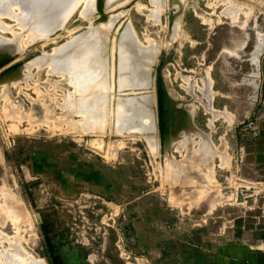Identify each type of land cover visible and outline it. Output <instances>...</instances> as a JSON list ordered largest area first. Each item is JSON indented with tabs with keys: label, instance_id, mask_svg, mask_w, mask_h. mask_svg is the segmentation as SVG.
Returning <instances> with one entry per match:
<instances>
[{
	"label": "rangeland",
	"instance_id": "374dc122",
	"mask_svg": "<svg viewBox=\"0 0 264 264\" xmlns=\"http://www.w3.org/2000/svg\"><path fill=\"white\" fill-rule=\"evenodd\" d=\"M77 1L0 0V264H264V0Z\"/></svg>",
	"mask_w": 264,
	"mask_h": 264
},
{
	"label": "bare ground",
	"instance_id": "6f19581e",
	"mask_svg": "<svg viewBox=\"0 0 264 264\" xmlns=\"http://www.w3.org/2000/svg\"><path fill=\"white\" fill-rule=\"evenodd\" d=\"M27 1L30 2L31 0H24V2L28 3ZM57 1L62 2V3H63L64 5H66L67 7L70 6L73 2H75V0H57ZM76 1H77V0H76ZM80 1H81V0H80ZM85 1H86V0H85ZM85 1H84V2H85ZM88 1H92V0H88ZM88 1H87V4L89 3ZM95 1H96V0H95ZM107 1L109 2V1H111V0H107ZM115 1H117L118 4H120V3H119L120 1H118V0H115ZM121 1H123V0H121ZM128 1H131V0H128ZM156 1H157V0H156ZM158 1H159V0H158ZM169 1H170V0H169ZM169 1L167 0V3H170V2H171V1H170V2H169ZM178 1H179V0H178ZM77 2H78V1H77ZM92 2H93V1H92ZM92 2H90V3H92ZM111 2H112V1H111ZM152 2H154V1H152ZM162 2H163V0H160V4H161ZM179 2H180V1H179ZM95 3H96V2H95ZM104 3L106 4V1H105ZM124 3H125V1H124ZM124 3H123V4H124ZM156 3H157V2H156ZM172 3H173V2H172ZM74 4H75V3H74ZM78 4H79V2H78ZM87 4L85 3V6H86ZM93 4H94V3H93ZM93 4H92V5H93ZM98 4H99V2H98ZM110 4H111V3H110ZM112 4H113V3H112ZM112 4L110 5L111 7H112ZM180 4H181V2H180ZM76 5H77V4H76ZM83 5H84V4H83ZM113 5H114V4H113ZM115 5H117V4H115ZM125 5H128V3L125 4ZM161 5H163V4H161ZM165 5H167V7H168V4H165ZM173 5H174V3H173ZM195 5H196V4H195ZM104 6L107 7L108 5L106 4V5H104ZM104 6H103V7H104ZM157 6H158V5H157ZM157 6H156V7H157ZM159 6H160V5H159ZM170 6H171V5H170ZM16 7H17V6H16ZM16 7H15V8H16ZM82 7H83V6H82ZM88 7H91V8H92V6H91L90 4L88 5ZM95 7H96V6H95ZM99 7H100V6H99ZM105 7H104V8H105ZM113 7H115V6H113ZM162 7H163V6H162ZM175 7H176V6H175ZM10 8H11V7H10ZM85 8H86V7H85ZM85 8H84V9H85ZM91 8H90V10L92 11ZM93 8H94V7H93ZM126 8H127V7H126ZM126 8H124V9L126 10ZM158 8H159V7H158ZM179 8H180V7H179ZM12 9H13V8H12ZM108 9H109V8H108ZM115 9H116V8H115ZM115 9H114V10H115ZM120 9H122V10H121V13H122V14L125 13V12L127 11V10H126V11L123 10V7L120 8ZM18 10H20V9H18ZM82 10H83V9H82ZM94 10H95V9H94ZM110 10H111V9H110ZM110 10H109V11H110ZM114 10L112 9L111 11H114ZM116 10H117V9H116ZM158 10H159V9H158ZM162 10H163V9H162ZM9 11H10V10H9ZM12 11H13V10H12ZM12 11H11V12H12ZM72 11H73V10H72ZM91 11H89V13H90ZM96 11H97V14H96V15H98V14H99V13H98V9H97ZM96 11H95V12H96ZM103 11H104V10H103ZM107 11H108V10H107ZM111 11H110V12H111ZM124 11H125V12H124ZM146 11H147V10H146ZM1 12H3V11H1ZM114 12H115V11H114ZM114 12H111V13H113L112 15H111L110 13H109L110 15L107 13V14L109 15V16H107L108 20H110V19L112 18V21H115V20H113V17H114L113 15L115 14ZM116 12H119V10L116 11ZM147 12H148V11H147ZM155 12H158V11H155ZM19 13H20V12H19ZM71 13H72V12H71ZM82 13H83V12L81 11V14H82ZM89 13L87 12V14H89ZM93 13H94V12H92V13L89 14L90 17H91V15H92V17H93ZM148 13H149V12H148ZM198 13H199V11H198ZM200 13H201V12H200ZM17 14H18V13H17ZM94 14H95V13H94ZM104 14H105V13L103 12V14H102V15L100 14V16H102V18H103ZM116 14H117V13H116ZM119 14H120V13H119ZM127 14H128V13H127ZM127 14H126V15H127ZM153 14H154V12H153ZM153 14H152V15H153ZM158 14H159V13H158ZM182 14H183V13H182ZM18 15L20 16V14H18ZM84 15L86 16V14H84ZM96 15H95V16H96ZM126 15H122L121 17H124V16H126ZM85 16H84V17H85ZM95 16H94V17H95ZM110 16H113V17H110ZM127 16H128V15H127ZM177 16H178V15H177ZM88 17H89V16H88ZM115 17H116V16H115ZM119 17H120V16H119ZM66 18H67V17H66ZM99 18H101V17H97V18H95V19H99ZM109 18H110V19H109ZM117 18H118V17H117ZM124 18H125V17H124ZM126 18H127V17H126ZM126 18H125V19H126ZM95 19L93 18L94 21H95ZM119 19H121V18H119ZM125 19H124V20H125ZM128 19H129V16H128ZM179 19H180V18H179ZM108 20H107V21H108ZM116 20H117V19H116ZM122 20H123V19H122ZM107 21H105V22H107ZM112 21H111V22H112ZM125 21H126V20H125ZM127 21H128V20H127ZM178 21H180V20H178ZM19 22H20V21H19ZM21 22H23V21H21ZM63 22H64V21H63ZM63 22H62V23H63ZM95 22H96V25L99 24V27L97 26L96 29H95V28L92 29L91 26L93 25V23H91V26H90V27H91V29H92V31H91L92 33H90V31H88V32H89L90 34H92V37H91L90 39L93 38L95 41H97L96 43H99V47H100V48H99V47H98V48L101 49V51H102L103 48H101V46H104V44H105L106 42L109 43V41H111V40H109L111 37H110V31H109V29H108V28H110V27H108L109 24L107 25V23H109V22H107V23L103 22V23L106 24V25L104 24L103 27H105V26L108 27L107 30H106V29L104 30L103 28L100 27V25H101L100 23H102V21H98L99 23H98L97 21H95ZM62 23H61V24H62ZM114 23H116V22H114ZM120 23H121V25H122V22H120ZM123 23H124V21H123ZM129 23H130V21H129ZM172 23H173V20H172ZM179 23H181V22H179ZM126 24H127V23H126ZM177 24H178V23H177ZM29 25H32V23L29 24ZM102 25H103V24H102ZM112 25H113V24H112ZM124 25H125V23H124ZM128 25H129V24H128ZM19 26H20V25H19ZM22 26H24V25H22ZM35 26H36V25H35ZM35 26H34V27H35ZM40 26H41V25H40ZM60 26H61V25H60ZM60 26L58 25L57 27H60ZM94 26H95V25H93V27H94ZM109 26H110V25H109ZM113 26H115V25H113ZM113 26H112L111 29H114ZM117 26H119V25L117 24ZM122 26H123V25H122ZM179 26H180V25H179ZM28 27H29V26H28ZM37 27H38V25H37ZM37 27H36V29H37ZM90 27H89L88 29H90ZM106 27H105V28H106ZM120 27H121V26H120ZM125 27H126V26H125ZM131 27H132V26H131ZM131 27H130V28H131ZM21 28H23V27H21ZM24 28H25V27H24ZM26 28H27V27H26ZM40 28H41V27H40ZM71 28H73V27H71ZM127 28H128V27H127ZM127 28H126V29H127ZM36 29H35V30H36ZM91 29H90V30H91ZM111 29H110V30H111ZM115 29H116V28H115ZM118 29H119V27H118ZM120 29H121V28H120ZM26 30H28V29H26ZM26 30H25V31H26ZM29 30L32 31V29H30V27H29ZM29 30H28V32H29ZM48 30H49V28H48ZM53 30H55V29H53ZM53 30H52V31H53ZM83 30H84V29H83ZM93 30H95V32H93ZM128 30H129V29H128ZM128 30H127L125 33H127ZM42 31H44V30H42ZM57 31H58V30H57ZM75 31H76V30H75ZM80 31H81V30H80ZM86 31H87V30H86ZM132 31H133V30H132ZM26 32H27V31H26ZM38 32H39V31H38ZM40 32H41V31H40ZM78 32H79V31H78ZM78 32H75V33H78ZM88 32H86V37H87V39H88V36H87V35H89V34H87ZM112 32H113V31H111V33H112ZM114 32H115V31H114ZM119 32L121 33V31H119ZM24 33H25V32H24ZM52 33H53V32H52ZM52 33H51V35H52ZM73 33H74V32H73ZM81 33H82V32H81ZM116 33H117V32H115L114 35H115ZM125 33L122 32V34H125ZM129 33H130V30H129ZM134 33H135V32H134ZM36 34H37V33H36ZM40 34H41V33H39V35H40ZM48 34H49V33H48ZM54 34H55V33H54ZM56 34H58V33H56ZM60 34H61V33H60ZM130 34H131V33H130ZM180 34H181V33H180ZM22 35H23V33H22ZM22 35H19V36H22ZM39 35H38V36H39ZM49 35H50V34H49ZM49 35H48V36H49ZM51 35H50V36H51ZM73 35H74V34H72V36H73ZM82 35H83V34H82ZM82 35H81V36H82ZM114 35H113V37H114ZM116 35H117V34H116ZM0 36H1V35H0ZM19 36H18V37H19ZM36 36H37V35H36ZM38 36H37V37H38ZM40 36H41V35H40ZM40 36H39V39H41ZM50 36H49V37H50ZM52 36L54 37V35H52ZM55 36L57 37V35H55ZM118 36L120 37V35H118ZM118 36H117V37H118ZM134 36H135V35H134ZM138 36H139V35H138ZM1 37H2V36H1ZM33 37H34V36H33ZM43 37H44V36H43ZM45 37H46V39L49 38V37L47 38L46 35H45ZM83 37H85V35H84ZM83 37H82V38H83ZM86 37H85V38H86ZM89 37H90V36H89ZM117 37H116V38H117ZM128 37H129V36H128ZM4 38H5V37H4ZM19 38H20V37H19ZM27 38L29 39V37H27ZM54 38H55V37H54ZM74 38H75V37H73V39H74ZM78 38H79V36H78ZM82 38H81V39H82ZM120 38H121V37H120ZM130 38H131V37H130ZM0 39H1V38H0ZM10 39L13 41L12 38H10ZM15 39H16V38H15ZM23 39H24V38H23ZM31 39H32V38H31ZM51 39H52V37H51ZM81 39H80V40H81ZM136 39H137V37H136ZM136 39H135V40H136ZM5 40H7V39H4V41H5ZM11 40H9V41H11ZM17 40H18V39H17ZM33 40H34V39H32V42H33ZM35 40H36V38H35ZM80 40H79V41H80ZM108 40H109V41H108ZM115 40H117V39H115ZM118 40H119V38H118ZM135 40H134V41H135ZM167 40H169V39H167ZM1 41H2V40H1ZM1 41H0V42H1ZM12 41H11V42H12ZM18 41H19V40H18ZM75 41H77V40H75ZM79 41H78V42H79ZM95 41H94V42H95ZM125 41H126V40H125ZM138 41H139V40H138ZM2 42H3V41H2ZM22 42H23V41H22ZM27 42H28V41H27ZM45 42H46V41H45ZM59 42H60V41H59ZM63 42H64V41H63ZM69 42H70V40H69ZM71 42H72V40H71ZM78 42H77V43H78ZM111 42H112V41H111ZM111 42H110V43H111ZM118 42H119V41H118ZM123 42H124V41H123ZM123 42H122V44H123ZM126 42H127V41H126ZM6 43H7V42H6ZM8 43H9V42H8ZM15 43H16V41H14V44H15ZM24 43H25V42H24ZM39 43H40V42H39ZM52 43H53V42H52ZM52 43H51V45H52ZM65 43H66V42H65ZM65 43H64V44H65ZM96 43H95V44H96ZM113 43H114V42H113ZM113 43H112V44H113ZM129 43H130V42H129ZM137 43H138V42H137ZM159 43H160V42H159ZM261 43H262V42H261ZM2 44H3V43H2ZM2 44H1V45H2ZM26 44H27V43H26ZM69 44H70V43H69ZM78 44H79V43H78ZM78 44L75 43L76 46H77ZM84 44H85V43H84ZM88 44H90V43H88ZM92 44H93V43H92V40H91V45H92ZM95 44H94V45H95ZM112 44H111V45H112ZM132 44H133V43H132ZM135 44H136V43H135ZM12 45H13V44H12ZM30 45H31V43H30ZM30 45H29V46H30ZM47 45H48V43H47ZM47 45H46V46H47ZM61 45L63 46V44H60V43H59L60 48L62 47ZM65 45H66V44H65ZM113 45H115V44H113ZM124 45H125V44H124ZM133 45H134V44H133ZM17 46H18V44H17ZM55 46H56V45H55ZM70 46H71V45H70ZM70 46H69V47H70ZM80 46H81V45H80ZM108 46H109V45H108ZM120 46H121V43H120ZM134 46H135V45H134ZM20 47H21V46H20ZM53 47H54V46H53ZM72 47L74 48L75 46H71L70 48H72ZM85 47H86V45H85ZM87 47H88V46H87ZM87 47H86V48H87ZM90 47H91V46H90ZM114 47H115V46H112L111 49H112V48L114 49ZM130 47H131V46H130ZM141 47H142L141 49H143V48L145 47V45H144V46H141ZM25 48H28V47L25 46L24 49H25ZM58 48H59V47H58ZM63 48H64V47H63ZM108 48L110 49V46L107 47L106 49H108ZM139 48H140V46H139ZM147 48H148V47H147ZM155 48H156V47H155ZM14 49H15V47H14ZM53 49H55V48H53ZM65 49H66V48H65ZM67 49H68V47H67ZM78 49H80V48L78 47ZM115 49H116V48H115ZM115 49H114V50H115ZM121 49H122V48H121ZM130 49H131V48H130ZM134 49H135V48H134ZM137 49H138V48H137ZM20 50H22V48H21ZM45 50H46V49H45ZM86 50H87V49H86ZM95 50H96V49H95ZM114 50H113V52H114ZM119 50H120V48H119ZM119 50H117V51H119ZM128 50H129V49H128ZM143 50L145 51V49H143ZM143 50H142V52H143ZM146 50H148V49H146ZM156 50H157V49H156ZM156 50H155V51H156ZM5 51H6V50H4L2 47H0V59L4 57V54L6 53ZM17 51H18V50H17ZM22 51H24V50H22ZM57 51L59 52L58 49H57ZM57 51H56V54H55V55L62 54V53H60L61 51L59 52V54H57V53H58ZM115 51H116V50H115ZM152 51H153V50H152ZM64 52H65V50H64ZM68 52H70V51L68 50ZM75 52H76V50H75ZM81 52H84V51H81ZM85 52H89V51H85ZM93 52H94V51H93ZM93 52H92V53H89V54H93ZM96 52H97V51H96ZM98 52H99V51H98ZM106 52H108V50H107ZM106 52H103V53H106ZM109 52H110V51H109ZM109 52L106 53V54L108 55ZM120 52H121V51H120ZM157 52H158V51H157ZM18 53L20 54V52H18ZM44 53H45V51H44ZM54 53H55V51L52 52V53H50V54H52V57H53V58H55V57H54V56H55ZM71 53H72V52H71ZM115 53H116V52H114V56H112L114 59H115V57H116ZM118 53H119V52H118ZM122 53H123V52H122ZM131 53H132V52H131ZM145 53H146V51H145ZM149 53H150V52H149ZM158 53H159V52H158ZM63 54H64V53H63ZM63 54H62L61 56H63ZM69 54H70V53H69ZM76 54L78 55V52H77ZM79 54H80V53H79ZM84 54H85V53H84ZM89 54H88V55H89ZM111 54H112V53H111ZM124 54H126V53H124ZM134 54H135V53H134ZM141 54H143V53H141ZM141 54H139V55H141ZM153 54H154V53H153ZM41 55H42V54H41ZM41 55H40V56H41ZM77 55H76V56H77ZM81 55H82V54H81ZM93 55H95V54H93ZM99 55H102L101 52L99 53ZM104 55H105V54H104ZM122 55H123V54H122ZM122 55H121V56H122ZM135 55H136V54H135ZM135 55H134V56H135ZM143 55H144V54H143ZM145 55H146V54H145ZM145 55L143 56L144 58H145ZM147 55H149V54H147ZM150 55L152 56V52H151ZM150 55H149V57H151ZM44 56H45V59H48V58L46 57V54H44ZM44 56H43V57H44ZM47 56H49V54H48ZM69 56H71V55H69ZM69 56H68V57H69ZM74 56H75V55H74ZM85 56H86V54H85ZM108 56H111V55L109 54ZM108 56H107L106 58H108ZM117 56H118V55H117ZM119 56H120V54H119ZM128 56H129V55H128ZM154 56H155V54H154ZM156 56H157V55H156ZM16 57H17V55H16ZM43 57H42V58H43ZM50 57H51V56H50ZM81 57H82V56H81ZM91 57H92V56H91ZM100 57H103V56H100ZM112 57H111V58H112ZM124 57H125V55H124ZM141 57H142V56H141ZM141 57H139V59H140ZM149 57H147V59L145 58V60L148 61V60L150 59ZM14 58H15V57H14ZM14 58H13V59H14ZM36 58H38V57H36ZM57 58H58V57H57ZM62 58H64V57H62ZM62 58H61V59H62ZM66 58H67V57H66ZM76 58H77V57H76ZM118 58H119V57H118ZM118 58H117V59H118ZM129 58H130V57H129ZM144 58H143V59H144ZM148 58H149V59H148ZM151 58H152V57H151ZM153 58H154V57H153ZM40 59H41V58H40ZM49 59H52V58H49ZM67 59H68V58H67ZM82 59H83V58H82ZM88 59H89V58H88ZM92 59H93V58H92ZM108 59H109V58H108ZM114 59H113V60H114ZM119 59H120V58H119ZM121 59H122V57H121ZM127 59H128V58H127ZM131 59H132V58H131ZM156 59H157V57H156ZM156 59H155V60H156ZM17 60H18V59H17ZM32 60H33V59H32ZM32 60H31V62L33 63L34 61H32ZM34 60H35V59H34ZM37 60H38V64H39V59H37ZM52 60H53V59H52ZM54 60H55V59H54ZM59 60H60V59H59ZM59 60H58V61H59ZM73 60H74V59H73ZM83 60H84V59H83ZM83 60H81V62H82ZM89 60H91V59H89ZM109 60H110V59H109ZM109 60H108V62H109ZM111 60H112V59H111ZM113 60H112V62L115 63V65H116V64H117V63L115 62L116 60H115V61H113ZM152 60H153V59H152ZM12 61H13V60H12ZM15 61H16V60H15ZM56 61H57V60H56ZM56 61H54V62H56ZM66 61H67V60H66ZM69 61H70V60H69ZM84 61H85V60H84ZM122 61H124V59H123ZM126 61H127V60H126ZM142 61H143V60H142ZM142 61H141V63H142ZM10 62H11V61H10ZM10 62H8L7 64H9ZM42 62H43V60H42ZM44 62H47V61L44 60ZM64 62H65V61H64ZM76 62H77V61H76ZM89 62H90V61H89ZM89 62L87 63V61H86V62H84V64H88V65H89ZM91 62H93V60H92ZM108 62L106 61V64H107ZM117 62H118V60H117ZM133 62H134V61H133ZM138 62H139V60H138ZM151 62H152V61H149V63H151ZM156 62H157V61H156ZM28 63H29V62H28ZM49 63H51V62L49 61ZM56 63H57V62H56ZM62 63H63V62H61L60 64L62 65ZM66 63H67V62H66ZM74 63H75V61H74ZM110 63H111V62H109V65H110ZM131 63H132V62H131ZM131 63H130V64H131ZM135 63H136V62H135ZM10 64H11V63H10ZM10 64H9V65H10ZM15 64L18 65V62L15 63ZM15 64H14V65H15ZM19 64H20V63H19ZM23 64H24V63H23ZM41 64H42V63L40 62V65H39V66H41ZM45 64H46V66H47L48 63H45ZM58 64H59V62H58ZM58 64H57V65H58ZM72 64H73V63H72ZM77 64H78V66H79V63H77ZM132 64H133V63H132ZM144 64H145V63H144ZM144 64H142V65H143V68H145V67H144ZM4 65L6 66V64H4ZM4 65H3V67H4ZM14 65H13V68H14ZM43 65H44V64H43ZM50 65H51V64H50ZM50 65H49V66H50ZM61 65H59V66L62 67ZM64 65H65V64H64ZM66 65L71 66V64H66ZM88 65H86V68H87ZM90 65H91V64H90ZM90 65H89V67H90ZM109 65H108V66H109ZM111 65H112V64H111ZM115 65H114V64L112 65V66H114V67L110 68L111 70L108 69V68H106V69H107L106 72L108 73L109 70L112 71L113 68L115 69ZM118 65H120V64L118 63ZM122 65H124V64H122ZM122 65H121V66H122ZM127 65H128V64H127ZM146 65H147V64H146ZM151 65H153V64H151ZM26 66H27V65H25V69L27 70V67H26ZM36 66H37V74H38V70H40V69H41L42 67H44L45 65L42 66V67H40V69L38 68V65H36ZM55 66H56V64L54 65V67L51 66V67H53V68H49V67H48V68H49V72H51V69H55ZM59 66H58V67H59ZM83 66H84V65H83ZM83 66H82V67H83ZM125 66H126V65H125ZM136 66H137V65H136ZM140 66H141V64H140ZM140 66H139V67H140ZM0 67H1V66H0ZM6 67H7V66H6ZM11 67H12V66H11ZM32 67H33V66H31V69H32ZM60 67H59V69H60ZM65 67H66V66H65ZM76 67H77V66H76ZM84 67H85V66H84ZM94 67H95V66H94ZM110 67H111V66H110ZM117 67H118V66H117ZM148 67H149V66H148ZM153 67H155V65H154ZM13 68H12V69H13ZM21 68L23 69L24 67L21 66ZM28 68H29V67H28ZM71 68H72V67H71ZM91 68H92V65H91ZM97 68H98V67H97ZM97 68H96V70H99V69H100V67H99V69H97ZM127 68H128V67H127ZM131 68H132V67H131ZM134 68H135V67H134ZM140 68H141V67H140ZM143 68H141L142 70L140 69V70H141L140 72L145 71V70H143ZM146 68H147V66H146ZM63 69H64V68H63ZM68 69H69V68H68ZM68 69H67V70H68ZM74 69H75V67H74ZM74 69H73V70H74ZM78 69H79V68H78ZM78 69H77V72H78ZM87 69H88V68H87ZM121 69H123V67H122ZM136 69H137V68H136ZM136 69H135V70H136ZM5 70H7V69H5ZM8 70H9V68H8ZM8 70H7V71H8ZM10 70H11V69H10ZM13 70H15V69H13ZM42 70H43V69H42ZM61 70H62V69H61ZM83 70H84V69H83ZM116 70H117V69H116ZM116 70H113V71H112V72H113L112 74H114V71H116ZM131 70H133V69H131ZM131 70H130V71H131ZM152 70H153V69H152ZM152 70H151V67H150V70H149V71L152 72ZM64 71H65V70H64ZM69 71H70V70H69ZM80 71H81V70H80ZM101 71H102V70H101ZM101 71H100V72H101ZM123 71H124V70H123ZM147 71H148V69H147ZM149 71H148V72H149ZM22 72H23V71H22ZM26 72H28V70H27ZM39 72H40V71H39ZM60 72H62V71H60ZM67 72H68V71H67ZM67 72H66V74H67ZM70 72L72 73V71H70ZM87 72H88V73H92V72H90V70H88ZM95 72H96V71H95ZM100 72H99V73L97 72V73L100 74ZM132 72H133V71H132ZM135 72H136V71H135ZM135 72H133V73L135 74ZM140 72H138V73H140ZM150 72H149V76H150V74H151ZM1 73H2V72H1ZM30 73H31V72H30ZM51 73H56V72H54V70H53V72H51ZM80 73H81V72H80ZM80 73L78 72V74H80ZM102 73H103V72H102ZM102 73H101V75H102ZM116 73H117V72H115V74H116ZM130 73H131V72H130ZM136 73H137V72H136ZM138 73H137V74H138ZM145 73H146V72H145ZM145 73L143 72V75H144ZM4 74H5V73H4ZM4 74H3V75H4ZM22 74H23V73H22ZM27 74H29V73H27ZM27 74H26V75H27ZM31 74H32V73H31ZM57 74H58V72H57ZM60 74H63V73H60ZM68 74H69V73H68ZM75 74H76V73H75ZM81 74H82V73H81ZM94 74H95V73H94ZM120 74H121V73H120ZM126 74H127V73H126ZM126 74H125V75H126ZM128 74H129V73H128ZM26 75H25V76H26ZM38 75H39V74H38ZM63 75H64V74H63ZM72 75H73V74H72ZM85 75H86V74H85ZM101 75H100V76H101ZM105 75H106V74H105ZM110 75H111V74H110ZM122 75H123V74H122ZM129 75H130V74H129ZM129 75H126V76H129ZM140 75H141L140 77H139L138 75H137V76H138L139 78H142V77H143L142 74H140ZM28 76H29V75H28ZM32 76H33V74H32ZM61 76H62V75H61ZM64 76H65V75H64ZM66 76H67V75H66ZM68 76H69V75H68ZM68 76H67V77H68ZM74 76H75V75H74ZM74 76H73V77H74ZM79 76H80V75H79ZM90 76H91V75H90ZM108 76H109V74H108ZM108 76H106V77L109 78ZM111 76H112V75H111ZM111 76H110V78H111ZM131 76H133V74H132ZM135 76H136V75H135ZM135 76H133V78H134ZM137 76H136L134 79H137V80H138L139 78H138ZM146 76H148V74L145 75V77H146ZM152 76H153V72H152ZM1 77H2V76H0V78H1ZM30 77H31V75H30ZM38 77H39V76H38ZM67 77H66V78H67ZM83 77L85 78V76H83ZM114 77H115V76H114ZM114 77H112V78H114ZM119 77H120V76H119ZM207 77H208V76H207ZM26 78H27V76H26ZM62 78H63V76H62ZM76 78H77V77H76ZM87 78L89 79L90 77H87ZM101 78H102V76H101ZM112 78H111V81H112ZM130 78L133 79L132 77H130ZM208 78H209V77H208ZM18 79H19V78H18ZM20 79H21V77H20ZM29 79H30V78H29ZM64 79H65V78H64ZM64 79H63V80H64ZM73 79H74V81H73ZM77 79H78V78H77ZM79 79H80V77H79ZM81 79H82V78H81ZM90 79H91V78H90ZM119 79H121V78H119ZM122 79H124V78L122 77ZM128 79H129V78H128ZM134 79H133L132 81H134ZM146 79H148V78L146 77ZM146 79H145V78H144V79H141V80H144V82L142 81V82H140V83L144 84V83L147 81ZM149 79H152V77H150ZM13 80H14V79H13ZM65 80H66V81L70 80V77L68 78V80H67V79H65ZM97 80H99V79H98V75H97ZM97 80H96V81H97ZM107 80H109V79H107ZM107 80H106V82H107ZM139 80H140V79H139ZM139 80H138V81H139ZM145 80H146V81H145ZM207 80H208V79H207ZM207 80H206V81H207ZM15 81H17V79H16ZM21 81H22V79H21ZM33 81H34V80H33ZM72 81L75 82V78H72ZM78 81H79V80H78ZM80 81H81V80H80ZM80 81H79V82H80ZM82 81L85 82V79H82ZM100 81H101V83H102V80H100ZM100 81H99V82H100ZM111 81H109L108 83H110ZM117 81H118V80H117ZM125 81H126V80H125ZM153 81H154V80H153ZM208 81H209V80H208ZM211 81H212V80H210V82H211ZM5 82H6V81H5ZM26 82H27V81H25V83H26ZM34 82H35V81H34ZM94 82H95V81H94ZM99 82H98V84H100ZM106 82L103 81V83H105V84H106ZM113 82H114V81H113ZM115 82H116V78H115ZM127 82H128V81H127ZM130 82H131V80H130ZM149 82H151V81H149ZM0 83H1V82H0ZM7 83H9V82H7ZM7 83H6V84H7ZM12 83H13V82H12ZM14 83H15L14 85H16V83H17V85L20 84L19 82H14ZM67 83H69V82H67ZM80 83H81V82H80ZM86 83H87V85L91 84V82H89V84H88V81H87ZM103 83H102V86H103ZM117 83H119V82H117ZM131 83L133 84V82H131ZM140 83H139V84H140ZM2 84H3V82H2ZM2 84H0V85H2ZM6 84H5V85H6ZM72 84H73V83H72ZM72 84H70V85H72ZM74 84L77 85V83H74ZM81 84L83 85V82H82ZM81 84H80V85H81ZM95 84H96V82H95ZM147 84H148V81H147ZM147 84H146V85H147ZM207 84H208V83H207ZM9 85H10V84H9ZM9 85H7V86L9 87ZM12 85H13V84H12ZM82 85H81V86H82ZM85 85H86V84H85ZM87 85H86V86H87ZM107 85H110V84H107ZM112 85H114V84H112ZM130 85H131V84H130ZM151 85H152V84H151ZM151 85H150V83H149V85H148L149 88L151 87ZM211 85H212V82H211ZM83 86H84V85H83ZM97 86H98V85H96L95 88H96ZM100 86H101V85H100ZM104 86H105V85H104ZM104 86H103V87H104ZM114 86L116 87V84H115ZM122 86H123V85H122ZM139 86H140V85H139ZM139 86H138V87H139ZM144 86H145V85H144ZM148 86H147V87H148ZM208 86L210 87L209 84H208ZM73 87H74V86H73ZM88 87L90 88V86H88ZM93 87H94V86H93ZM103 87H102V90H100V91H103ZM106 87H108V86H106ZM125 87H126V86H124V88H125ZM133 87H134V86H133ZM133 87H132V89L134 90ZM138 87H137V88H138ZM142 87H143V86H142ZM142 87H141V91H142ZM153 87H154V85H153ZM76 88H77V89H78V88L81 89V87H78V85L76 86ZM89 88H88V89H89ZM95 88H93V89H95ZM110 88H111V86H110ZM113 88H114V87H113ZM113 88H112V89H113ZM116 88H117V87H116ZM127 88H128V90H129V87H127ZM127 88H126V90H127ZM139 88H140V87H139ZM143 88H144V87H143ZM77 89L75 90V88H74V90H73V92H74V91L77 92V93H75V96H77L76 94H78V91H79V89H78V90H77ZM96 89H97V88H96ZM107 89H108V88H107ZM107 89H106V90H107ZM144 89H145V88H144ZM144 89H143V90H144ZM151 89H152V88H151ZM151 89H149V90H151ZM84 90H85V89H84ZM97 90H98V89H97ZM106 90L104 91V93L106 92ZM108 90L110 91V89H108ZM115 90H117V89H115ZM115 90H114V91L111 90V91L114 93ZM119 90H120V89H119ZM119 90H117V91H119ZM128 90H127V91H128ZM146 90H147V88H146ZM152 90H153V89H152ZM209 90H210V89H209ZM80 91H82V90H80ZM109 91H108V93H109ZM111 91H110V93H111ZM120 91H121V90H120ZM122 91H125V89H123ZM127 91H125L124 94H126ZM129 92H132V91H128V93H129ZM134 92H135V90H134ZM134 92H133V93H134ZM144 92H145V91H143V93H144ZM147 92H148V90H147ZM151 92H153V91H151ZM151 92H150V93H151ZM210 92H212V90H210ZM66 93H67V92H66ZM81 93H83V92H81ZM81 93H79V95H85V92H84L83 94H81ZM86 93H87V92H86ZM93 93H94V92H93ZM101 93H102V92H101ZM119 93H120V92H118V94H119ZM135 93H136V92H135ZM137 93H138V92H137ZM72 94H73V93H72ZM98 94H100V93H98ZM105 94H106V93H105ZM130 94H131V93H130ZM154 94H155V93H154ZM96 95H97V94H95V96H96ZM101 95H102V94H101ZM113 95H116V93H114ZM121 95H122V93H120V96H121ZM136 95H137V94H136ZM70 96H72V95H70ZM86 96H89V95L86 94ZM91 96H94V95H91ZM107 96H108V95H107ZM122 96H123V95H122ZM132 96H133V95H132ZM148 96H150V95H148ZM148 96H147V97H148ZM67 97H68V96H67ZM80 97H81V96H80ZM109 97H110V96H109ZM109 97H108V98H109ZM124 97H125V96H124ZM209 97H210V96H209ZM73 98H74V96H73ZM75 98H76V97H75ZM82 98H83V96H82ZM87 98H88V97H87ZM99 98H100V96H99ZM113 98H114V97H113ZM80 99H81V98H80ZM116 99L118 100V98H116ZM116 99H115V100H116ZM209 99H210V98H209ZM78 100H79V99H78ZM83 100H84V102H85L86 99H83ZM83 100H82V101H83ZM110 100H112V97L110 98ZM117 100H116V102H118ZM148 100H149V99H148ZM150 100H151V99H150ZM152 100H153V99H152ZM70 101H71V97H70ZM73 101H74V100H73ZM73 101H72V102H73ZM74 102H76V103H75L76 106L79 105V104H77V101H74ZM114 102H115V101H114ZM85 103H86V102H85ZM85 103L83 104L82 102H80V104H83V105H85ZM98 103H99V102H98ZM108 103H109V102H108ZM110 103H113V101L110 102ZM211 103H212V98H211ZM73 104H74V103H73ZM99 104H100V103H99ZM114 104H115V103H114ZM153 104H154V103H153ZM109 105H110V104H109ZM118 105H119V103H118ZM86 106H87V105H86ZM107 106H108V105H107ZM208 106H209V105H208ZM78 107H79V106H78ZM80 107H82V105H81ZM80 107H79V109H80ZM118 107H119V106H118ZM143 107L145 108V106H143ZM85 108H86V107H85ZM110 108H113V107H112V104H111ZM140 108H141V106L139 107V109H140ZM208 109H209V108H208ZM80 110H81V109H80ZM84 110H85V109H84V107H83V111H84ZM115 110H116V108H115ZM212 110H213V109H212ZM139 111H140V110H139ZM187 111H188V110H187ZM210 111H211V110H210ZM116 112H117V111H116ZM191 112H192V111H191ZM19 113H20V112H19ZM86 113H87V112H86ZM88 113H89V112H88ZM114 114H115V112H114ZM128 114H129V113H128ZM217 115H218V114H217ZM116 116H117V115H116ZM118 116H119V115H118ZM192 116H193V115H192ZM112 117H113V116H112ZM114 118H115V117H114ZM116 118H117V117H116ZM90 119H91V118H90ZM109 121H110V122H113V119L111 118ZM154 121H155V120H154ZM97 122H98V121H97ZM114 122H115V121H114ZM77 124H78V123H77ZM111 124H113V123H111ZM109 125H110V123H109ZM154 125H155V124H154ZM106 126H107V125H106ZM111 126H112V125H111ZM125 126H126V125H125ZM116 127H117V123H116ZM132 129H133V128H132ZM137 129H138V128H137ZM156 131H157V130H156ZM131 132H132V130H131ZM150 132H151V131H150ZM150 132H149V133H150ZM126 136H128V135H126ZM153 136H154V135H153ZM151 138H152V137H151ZM207 138H209V137H207ZM152 139H153V138H152ZM156 139H157V138H156ZM149 140H150V139H149ZM149 142H150V141H149ZM151 142H152V140H151ZM151 142H150V143H151ZM152 145H153V144H152ZM209 148H210V146H209ZM209 148H208V149H209ZM4 208H5V207H4ZM7 208H8V207H7ZM12 208H13V207H11L10 210H9V209H6V210H9V211H10V212H8V213L10 214V216H9L10 219H12L11 217L13 216V214L11 215V213H15V211H16V215L14 214L15 217H16V216L19 217L18 214H19V211H20V210H18L17 208H16V209H15V208L12 209ZM2 209H3V208H2ZM4 210H5V209H4ZM4 210L2 211V212H3V215L5 214V213H4ZM6 210H5V212H6ZM11 210H13V211H11ZM8 213H6V215H7ZM0 214H1V210H0ZM3 215H1L0 217H1L2 219H5V218H6V215H4L5 217H3ZM20 216H21V212H20ZM7 218H8V217H7ZM7 218H6V219H7ZM2 219H1V220H2ZM13 219H14V217H13ZM13 219H12V220H13ZM1 220H0V222H1ZM18 220H20V218H19ZM20 221H21V220H20ZM2 222H3V220H2ZM20 223H21V222H20ZM19 227H20V226H19ZM17 229H18V228H17ZM18 230H19V229H18ZM11 241H12V240H11ZM13 248H14V247H13ZM5 249H6V248H5ZM1 250H2V249H1ZM13 250H15V249H12V252H13ZM0 252H1V251H0ZM15 252H16V251H15ZM7 253H8V251H7ZM26 253H27V252H26ZM0 255H1V254H0ZM3 255H5V254H3ZM8 255H9V254H8ZM12 255L14 256L15 253L12 254ZM17 255H18V256H17ZM17 255H15V256H16L15 258H21V259H22L23 254H22V257H20L19 254H17ZM29 255H30V254H29ZM9 256H10V255H9ZM5 257H6V255H5ZM11 257H12V256H11ZM2 258H3V256H2ZM2 258H1V261H2ZM13 258H14V257H13ZM13 258H10V259L13 260ZM4 259H5V258H3V260H4ZM8 259H9V257H8ZM8 259H7V261H8ZM31 259H35V258H31ZM39 259H40V258H39ZM5 260H6V259H5ZM15 261H16V259H15ZM20 261H21V262H25V259H24V261H23V260H20ZM26 261H27V260H26ZM30 261H31V260H30ZM33 261H34V262H37L36 260H33ZM38 261H39V260H38ZM42 261H43V260H41L40 262H42ZM8 262L10 263V261H8ZM16 262H17V264H18V263H19V260L16 261ZM21 262H20V263H21ZM27 262H29V261H27ZM31 262H32V261H31ZM43 262H44V261H43ZM0 263H4V262L2 261V262H0ZM11 263H13V261H12ZM11 263H10V264H11ZM20 263H19V264H20ZM44 263H45V262H44ZM44 263H42V264H44ZM5 264H7V263H5ZM14 264H15V262H14ZM31 264H32V263H31ZM37 264H40V263H37Z\"/></svg>",
	"mask_w": 264,
	"mask_h": 264
}]
</instances>
